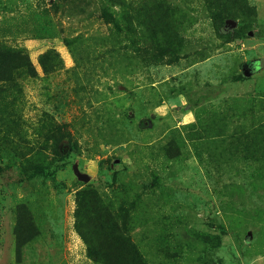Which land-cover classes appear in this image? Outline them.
Instances as JSON below:
<instances>
[{
	"label": "rangeland",
	"instance_id": "rangeland-1",
	"mask_svg": "<svg viewBox=\"0 0 264 264\" xmlns=\"http://www.w3.org/2000/svg\"><path fill=\"white\" fill-rule=\"evenodd\" d=\"M0 48V264H264V0H0Z\"/></svg>",
	"mask_w": 264,
	"mask_h": 264
},
{
	"label": "trees",
	"instance_id": "trees-1",
	"mask_svg": "<svg viewBox=\"0 0 264 264\" xmlns=\"http://www.w3.org/2000/svg\"><path fill=\"white\" fill-rule=\"evenodd\" d=\"M226 39H232L233 36L231 35V33L226 34ZM12 54H9L8 50L5 49H1L0 48V66L6 62L9 61L8 57H11ZM15 58V55H14ZM263 64L262 61L260 59H252L249 60L248 62H246L243 66H242V74L243 77L245 78H249L251 77L253 74H255L256 72H258L261 68H262ZM3 67H6L3 66ZM15 67L12 68V70ZM63 140L69 141L68 138H66V134L63 136ZM2 159H0V174H2L5 171V166L3 165V161H1ZM87 256L89 258H91L94 262L98 263L100 262V255L97 252V250H95L94 248H88L87 250Z\"/></svg>",
	"mask_w": 264,
	"mask_h": 264
},
{
	"label": "water",
	"instance_id": "water-1",
	"mask_svg": "<svg viewBox=\"0 0 264 264\" xmlns=\"http://www.w3.org/2000/svg\"><path fill=\"white\" fill-rule=\"evenodd\" d=\"M232 26H234V23H232ZM83 180H84V181H87L88 178H87L86 176H83Z\"/></svg>",
	"mask_w": 264,
	"mask_h": 264
}]
</instances>
